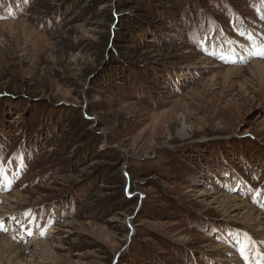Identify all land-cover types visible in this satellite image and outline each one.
<instances>
[{"label": "rangeland", "instance_id": "1", "mask_svg": "<svg viewBox=\"0 0 264 264\" xmlns=\"http://www.w3.org/2000/svg\"><path fill=\"white\" fill-rule=\"evenodd\" d=\"M105 2L0 0V264H264V0Z\"/></svg>", "mask_w": 264, "mask_h": 264}, {"label": "bare ground", "instance_id": "2", "mask_svg": "<svg viewBox=\"0 0 264 264\" xmlns=\"http://www.w3.org/2000/svg\"><path fill=\"white\" fill-rule=\"evenodd\" d=\"M19 194H20V193H19ZM19 197H20V195H19ZM4 198L9 199L8 196H4ZM21 199H22V198L20 197V200H21ZM18 202H19V201H18ZM246 205H247V204H246ZM246 205H245V206H246ZM247 208H248V207H247ZM246 213H249V212L247 211ZM248 217H249V215L247 214V218H248ZM263 224H264V222H263ZM257 231H258L259 233H260L261 231L264 232V225H263V227H260L259 229H257ZM261 235H262V237L264 238V233L261 234ZM3 239H4V241H5L6 238L3 237ZM2 241H3V240H2ZM9 245H10V246H9ZM9 245H8V246H9L8 249H12L11 246H12L13 244L10 242V240H9ZM8 246H7V247H8ZM9 252H10V251H9Z\"/></svg>", "mask_w": 264, "mask_h": 264}, {"label": "trees", "instance_id": "3", "mask_svg": "<svg viewBox=\"0 0 264 264\" xmlns=\"http://www.w3.org/2000/svg\"><path fill=\"white\" fill-rule=\"evenodd\" d=\"M95 2H100V1H106L105 3H108L109 2V0H94ZM157 3H160V1H157ZM156 14V13H155ZM111 16V15H110ZM116 16L117 15H112L111 17H113L114 19L116 18ZM143 20V19H142ZM143 21H145V20H143ZM146 23H147V21H145ZM110 32L111 33H113L114 32V30L113 29H110ZM199 33V32H198ZM110 34V33H109ZM112 35H115V32H114V34H112ZM124 35V34H123ZM128 48V47H127ZM129 48H132V47H129ZM84 125V124H83Z\"/></svg>", "mask_w": 264, "mask_h": 264}, {"label": "snow or ice", "instance_id": "4", "mask_svg": "<svg viewBox=\"0 0 264 264\" xmlns=\"http://www.w3.org/2000/svg\"><path fill=\"white\" fill-rule=\"evenodd\" d=\"M259 55L264 56V51H261ZM246 259H248V257H246Z\"/></svg>", "mask_w": 264, "mask_h": 264}]
</instances>
